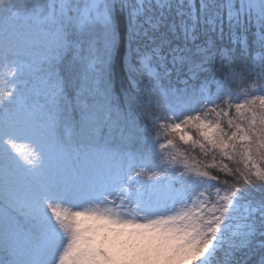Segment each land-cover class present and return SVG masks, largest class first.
<instances>
[{
  "label": "snow or ice",
  "instance_id": "snow-or-ice-1",
  "mask_svg": "<svg viewBox=\"0 0 264 264\" xmlns=\"http://www.w3.org/2000/svg\"><path fill=\"white\" fill-rule=\"evenodd\" d=\"M0 264H264V0H0Z\"/></svg>",
  "mask_w": 264,
  "mask_h": 264
},
{
  "label": "trees",
  "instance_id": "trees-1",
  "mask_svg": "<svg viewBox=\"0 0 264 264\" xmlns=\"http://www.w3.org/2000/svg\"><path fill=\"white\" fill-rule=\"evenodd\" d=\"M21 2H23V0H21ZM118 71H119V69H118Z\"/></svg>",
  "mask_w": 264,
  "mask_h": 264
}]
</instances>
